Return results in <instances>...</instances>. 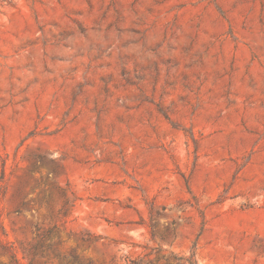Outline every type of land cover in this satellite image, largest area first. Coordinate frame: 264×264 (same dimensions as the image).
Instances as JSON below:
<instances>
[{
    "label": "rangeland",
    "instance_id": "1",
    "mask_svg": "<svg viewBox=\"0 0 264 264\" xmlns=\"http://www.w3.org/2000/svg\"><path fill=\"white\" fill-rule=\"evenodd\" d=\"M0 244L264 264V0H0Z\"/></svg>",
    "mask_w": 264,
    "mask_h": 264
},
{
    "label": "trees",
    "instance_id": "2",
    "mask_svg": "<svg viewBox=\"0 0 264 264\" xmlns=\"http://www.w3.org/2000/svg\"><path fill=\"white\" fill-rule=\"evenodd\" d=\"M51 247L52 246H49V249ZM0 249L2 250L3 254L9 255L14 262H16L17 264L19 263L17 256H16V253H15L14 249H12V247H10L8 245L0 244ZM179 261L181 263H178V264H197V261H196L194 255H192L189 258L188 257H181V258H179ZM76 262H77V258L74 257V263H76ZM30 264H32V260H31Z\"/></svg>",
    "mask_w": 264,
    "mask_h": 264
}]
</instances>
